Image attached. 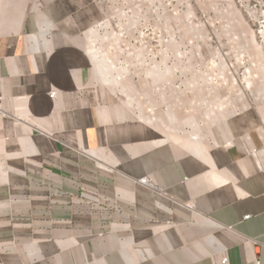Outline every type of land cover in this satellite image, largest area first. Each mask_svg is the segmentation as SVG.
I'll list each match as a JSON object with an SVG mask.
<instances>
[{"label":"crops","instance_id":"crops-1","mask_svg":"<svg viewBox=\"0 0 264 264\" xmlns=\"http://www.w3.org/2000/svg\"><path fill=\"white\" fill-rule=\"evenodd\" d=\"M102 20L0 0V264H264L263 122L226 97L188 138L168 108L131 119L94 68Z\"/></svg>","mask_w":264,"mask_h":264},{"label":"rangeland","instance_id":"rangeland-1","mask_svg":"<svg viewBox=\"0 0 264 264\" xmlns=\"http://www.w3.org/2000/svg\"><path fill=\"white\" fill-rule=\"evenodd\" d=\"M95 3L103 20L89 32L94 68L131 119L145 122L152 105L165 118L168 108V133L188 138L226 97L264 124V0Z\"/></svg>","mask_w":264,"mask_h":264},{"label":"built area","instance_id":"built-area-1","mask_svg":"<svg viewBox=\"0 0 264 264\" xmlns=\"http://www.w3.org/2000/svg\"><path fill=\"white\" fill-rule=\"evenodd\" d=\"M54 95H55V92H51V93H50V97H51V98H53ZM3 115H4V113H3V111H2L1 108H0V117L3 116ZM140 182L143 183V184H148V183H149V181H148L146 178H142V179L140 180ZM188 206H189V205H188ZM244 217L247 218L248 216H244ZM220 263H221V264H226V263H227V258H226V257H222V258L220 259Z\"/></svg>","mask_w":264,"mask_h":264}]
</instances>
